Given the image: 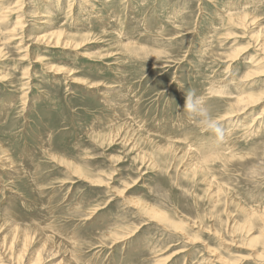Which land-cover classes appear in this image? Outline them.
I'll return each mask as SVG.
<instances>
[{
  "label": "rangeland",
  "instance_id": "1",
  "mask_svg": "<svg viewBox=\"0 0 264 264\" xmlns=\"http://www.w3.org/2000/svg\"><path fill=\"white\" fill-rule=\"evenodd\" d=\"M262 98L264 0H0V264H264Z\"/></svg>",
  "mask_w": 264,
  "mask_h": 264
},
{
  "label": "clouds",
  "instance_id": "2",
  "mask_svg": "<svg viewBox=\"0 0 264 264\" xmlns=\"http://www.w3.org/2000/svg\"><path fill=\"white\" fill-rule=\"evenodd\" d=\"M207 101L208 98L205 95H198L196 89H190L185 99V112L190 118L198 120L205 130L213 132L217 142H223L228 134V130L223 126L219 118L212 116Z\"/></svg>",
  "mask_w": 264,
  "mask_h": 264
},
{
  "label": "bare ground",
  "instance_id": "3",
  "mask_svg": "<svg viewBox=\"0 0 264 264\" xmlns=\"http://www.w3.org/2000/svg\"><path fill=\"white\" fill-rule=\"evenodd\" d=\"M23 15V14H22ZM19 25V24H18ZM241 97V96H240ZM245 99L246 98H244V96L243 97H241V98H239V100L237 101L238 102V104H243L244 102H245ZM250 98H248L247 100H249ZM262 99H264V98H262ZM252 100H254V99H252ZM251 102V101H250ZM259 104V103H258ZM253 106V105H252ZM251 129V128H250ZM158 218V217H157ZM25 239H27V240H29L28 238H25ZM26 241V240H25ZM30 242V241H29ZM28 242V243H29ZM26 243V242H25ZM28 247V246H27ZM35 261V260H34ZM33 261V262H34ZM30 263V262H29Z\"/></svg>",
  "mask_w": 264,
  "mask_h": 264
}]
</instances>
